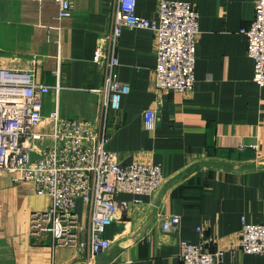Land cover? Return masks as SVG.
Segmentation results:
<instances>
[{
	"label": "crops",
	"instance_id": "1",
	"mask_svg": "<svg viewBox=\"0 0 264 264\" xmlns=\"http://www.w3.org/2000/svg\"><path fill=\"white\" fill-rule=\"evenodd\" d=\"M161 1L137 0V15L157 19ZM180 1L200 16L191 92L156 89L152 30L123 26L115 43L109 39L117 0H72L63 20L50 0H0V68L32 69L39 82L61 86L44 98L38 130L51 128L57 108L62 119L103 125L120 164L163 166L157 192L115 197L119 218L105 233L112 244L96 264H184V240L206 252L224 249L221 264H264V254L237 246L244 223L264 224V86L254 81L242 32L254 20L255 0ZM100 43L101 66L95 62ZM113 54L119 60L113 77L129 92L119 109L106 111L105 63ZM149 109L158 113L153 130L144 123ZM50 206L31 183L0 172V264H87V250L58 245L51 233L32 229V215ZM78 211L85 223L82 203ZM170 215L180 223L169 232L162 223Z\"/></svg>",
	"mask_w": 264,
	"mask_h": 264
},
{
	"label": "built area",
	"instance_id": "2",
	"mask_svg": "<svg viewBox=\"0 0 264 264\" xmlns=\"http://www.w3.org/2000/svg\"><path fill=\"white\" fill-rule=\"evenodd\" d=\"M43 2L44 0H36ZM58 5V19L71 15L72 0H50ZM137 0H117L114 29L109 39L121 35V28L150 29L157 41L155 86L158 91L191 92L195 87L196 46L200 35L199 13L186 1L162 0L155 20L136 13ZM247 53L254 60V81L264 86V0H255L254 20L248 29ZM108 39V36H107ZM95 62L103 65L104 46L98 45ZM119 65L115 54L105 63L102 103L119 109L129 86L114 79ZM61 86L36 80L34 70L0 68V172H7L15 183H31L39 196H48L51 206L31 217L34 232L51 233L58 245L87 250V264L108 250L112 241L105 237L109 225L118 220L115 197L120 193L147 195L164 184L161 164H120L107 148L105 127L91 120L62 119L57 108L49 119V130H38L43 121L44 98ZM158 113L144 114L145 127L156 128ZM83 204L85 223L79 214ZM178 215L164 218L165 231L177 229ZM184 264H221L225 250H202L200 245L181 241ZM245 254H264V224L244 223L237 245Z\"/></svg>",
	"mask_w": 264,
	"mask_h": 264
},
{
	"label": "rangeland",
	"instance_id": "3",
	"mask_svg": "<svg viewBox=\"0 0 264 264\" xmlns=\"http://www.w3.org/2000/svg\"><path fill=\"white\" fill-rule=\"evenodd\" d=\"M175 92H178V91H175ZM241 149V148H240ZM151 164H153V163H151ZM161 166H162V164H161ZM162 169H163V166H162ZM163 175H164V172H163ZM164 179H165V176H164ZM144 195V194H143ZM150 195H152V194H147V196H150ZM139 196H141V195H139ZM163 227V226H162Z\"/></svg>",
	"mask_w": 264,
	"mask_h": 264
}]
</instances>
